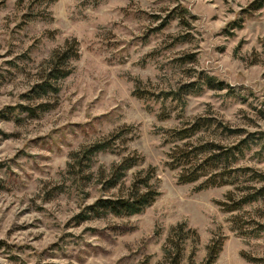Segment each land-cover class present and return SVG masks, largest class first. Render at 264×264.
I'll return each instance as SVG.
<instances>
[{
	"label": "rangeland",
	"instance_id": "1",
	"mask_svg": "<svg viewBox=\"0 0 264 264\" xmlns=\"http://www.w3.org/2000/svg\"><path fill=\"white\" fill-rule=\"evenodd\" d=\"M252 1L0 0V264H160L180 223L198 236L184 241L182 264L192 251L200 263L214 239H223L216 264H264V178L254 174L264 175V6ZM73 40L77 57L58 91L29 94ZM190 83L201 88L166 97ZM197 118L214 121L171 137ZM216 121L242 132L227 135ZM244 137L243 152L195 182L180 183L170 165L177 146L230 148ZM104 140L108 150L84 156ZM126 157L137 164L106 187ZM148 168L159 195L142 212L75 219L97 199L127 194ZM229 170H239L229 183L199 186Z\"/></svg>",
	"mask_w": 264,
	"mask_h": 264
},
{
	"label": "trees",
	"instance_id": "2",
	"mask_svg": "<svg viewBox=\"0 0 264 264\" xmlns=\"http://www.w3.org/2000/svg\"><path fill=\"white\" fill-rule=\"evenodd\" d=\"M250 8L256 10L264 6V0H254L250 3ZM77 57V43L76 40L67 42L66 46L62 50H56L51 56L49 65L45 69L44 75L39 78L33 86L30 88L29 94H33L34 97L40 98L48 93H56L58 86L56 82L60 79L67 77L71 70L67 66V61L71 58ZM206 85L211 88L222 89L224 86L223 81H216L213 76H206ZM201 88L194 86V83L186 84L180 87L177 91L165 92L166 97L179 99L182 101L184 96L189 93L197 92ZM142 96V94H140ZM46 105H40L45 107ZM45 109V108H43ZM32 111V110H31ZM165 114V113H164ZM214 120L210 118H197L194 121L187 122L185 126L180 129H174L171 131V137L176 140H185L191 138L195 134L202 130L210 128ZM218 128H221L227 135L240 134L241 129H232L226 124L220 121H216ZM113 135L112 137H114ZM114 139V138H113ZM111 140V139H110ZM110 140L98 141L85 148L84 156L93 154L99 151L108 150L110 146ZM238 142L240 145L238 146ZM235 145L230 148H224L223 145L214 140H207L200 144L198 148H179L177 146L175 151H172L170 156V165L173 167H180L178 179L180 183H189L199 180L203 176V173L208 169H219L223 163H229V159L236 154L243 152L244 148H247V137L239 140ZM244 144V145H243ZM178 148V150H177ZM203 154L201 157L198 155ZM77 154V153H75ZM138 157L136 158H124L117 165H114L108 174L105 176L106 187L114 188L125 178L126 173L134 165L137 164ZM251 169H245L244 171ZM235 171H223L220 173L215 172L213 177L204 179L199 185L201 188L210 186H221L229 183L231 174ZM154 170L148 168L147 170L138 171L130 183L127 194L122 196H114L109 198H100L95 200L92 204L85 208L84 212H81L75 216L76 220L83 221L90 218H99L106 213H111L115 216H130L142 212L147 206L151 205L156 197L159 195L157 187L151 182L154 176ZM257 178H264L260 172L255 171ZM260 194H264V187L260 190ZM253 196H248L244 199V202L254 200ZM191 238L193 243L198 242L197 233L186 227L185 223H180L174 226L167 239V244L163 248L164 262L160 264H182V258L185 249V240ZM223 239H214L207 246V252L205 258L196 263L193 259L194 252L192 251L187 256V261L183 264H216L219 254L222 250Z\"/></svg>",
	"mask_w": 264,
	"mask_h": 264
}]
</instances>
